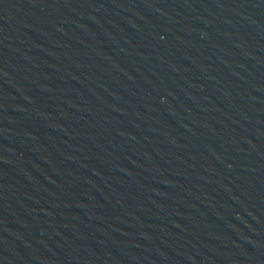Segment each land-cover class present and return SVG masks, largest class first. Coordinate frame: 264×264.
I'll return each mask as SVG.
<instances>
[{
  "label": "water",
  "instance_id": "95a60500",
  "mask_svg": "<svg viewBox=\"0 0 264 264\" xmlns=\"http://www.w3.org/2000/svg\"><path fill=\"white\" fill-rule=\"evenodd\" d=\"M0 264H264V0H0Z\"/></svg>",
  "mask_w": 264,
  "mask_h": 264
}]
</instances>
